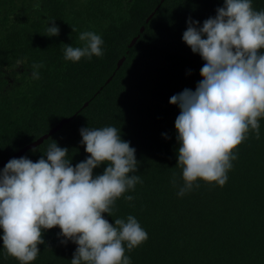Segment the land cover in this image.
<instances>
[{
    "label": "trees",
    "instance_id": "trees-1",
    "mask_svg": "<svg viewBox=\"0 0 264 264\" xmlns=\"http://www.w3.org/2000/svg\"><path fill=\"white\" fill-rule=\"evenodd\" d=\"M223 3L0 0V161L63 118L71 117L17 158L35 162L54 140L69 149L66 159L75 166L88 155L79 129L120 128L121 139L136 149L139 164L133 174L142 182L117 198L111 216L102 215L110 223L132 215L147 232L148 239L133 250L125 244L131 264H264V117L258 119L260 138L250 128L232 150L236 159L224 186L197 180L199 187L181 197L172 183L173 174L178 184L183 181L175 166L179 108L169 99L185 88L194 91L205 63L182 41V34L189 17L202 25ZM252 6L264 10V0H252ZM52 19L60 31L49 37L46 28ZM84 31L101 36L103 56L66 61L64 45L83 46L79 34ZM18 60L25 63L17 67ZM41 63L40 78L32 79L31 66ZM7 72L16 82L11 88H5ZM106 166L94 169V175ZM59 231L42 230L45 243L38 245L40 252L29 264H71L77 246L61 244ZM0 264H20L7 255L2 239Z\"/></svg>",
    "mask_w": 264,
    "mask_h": 264
},
{
    "label": "clouds",
    "instance_id": "clouds-1",
    "mask_svg": "<svg viewBox=\"0 0 264 264\" xmlns=\"http://www.w3.org/2000/svg\"><path fill=\"white\" fill-rule=\"evenodd\" d=\"M215 13L202 25L186 20L182 41L205 63L195 90L185 88L169 99L179 108L175 166L183 183L175 174L172 183L181 197L199 187L197 180L224 186L236 159L232 150L250 128L260 138L258 119L264 117V52L259 51L264 49V10L256 11L252 0H224ZM50 22L46 36H58L55 19ZM79 40L81 47L64 45L66 61L103 56L100 35L84 31ZM23 63L16 61L17 67ZM31 67V78L39 79L43 64ZM79 134L88 155L75 166L66 159L69 149L52 140L35 162L27 156L12 158L0 170V239L7 255L20 264L37 258L38 245L45 243L42 230L55 227L61 244L77 246L71 264H131L125 244L131 251L148 239L134 216L110 223L102 215L111 216L117 198L142 182L133 174L139 164L136 149L113 126L82 127ZM102 164L107 165L103 173L94 175Z\"/></svg>",
    "mask_w": 264,
    "mask_h": 264
},
{
    "label": "water",
    "instance_id": "water-1",
    "mask_svg": "<svg viewBox=\"0 0 264 264\" xmlns=\"http://www.w3.org/2000/svg\"><path fill=\"white\" fill-rule=\"evenodd\" d=\"M153 13H154V11H152L147 16L146 20L144 21V23L142 25V28L146 25V22L149 20V18H151V16L153 15ZM137 37H138V35H136L135 37H133L131 39L130 43L128 44L129 47L136 41ZM123 60H124V57H121V58L118 59V61H117V67L122 64ZM110 78L111 77L107 78L105 82H108L110 80ZM83 105L84 106L87 105V102H84ZM70 119H71V117H67V118L61 119L56 125H54L53 127H51L46 133L40 135L39 137H37V139H35L32 142L28 143L24 147L20 148L19 150H17L16 152H14L12 155H10L7 158L1 160L0 161V168L2 166H4L10 159L17 158L18 156L24 154L27 149L33 148L34 146H36L39 143H41L43 141V139L47 138L50 134H52L55 131H57L63 125L64 122H67Z\"/></svg>",
    "mask_w": 264,
    "mask_h": 264
},
{
    "label": "rangeland",
    "instance_id": "rangeland-1",
    "mask_svg": "<svg viewBox=\"0 0 264 264\" xmlns=\"http://www.w3.org/2000/svg\"><path fill=\"white\" fill-rule=\"evenodd\" d=\"M14 83H16L14 81V77L12 75H9V73H6V84H5V88H11Z\"/></svg>",
    "mask_w": 264,
    "mask_h": 264
}]
</instances>
